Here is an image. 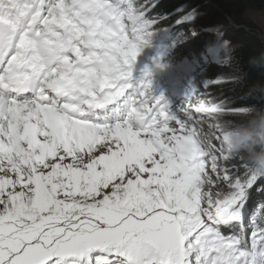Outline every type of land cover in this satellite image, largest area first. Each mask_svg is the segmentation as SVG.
Wrapping results in <instances>:
<instances>
[{"label":"snow or ice","instance_id":"6c2138e0","mask_svg":"<svg viewBox=\"0 0 264 264\" xmlns=\"http://www.w3.org/2000/svg\"><path fill=\"white\" fill-rule=\"evenodd\" d=\"M155 7L0 0V264H264V175L224 148L250 105L135 79Z\"/></svg>","mask_w":264,"mask_h":264},{"label":"trees","instance_id":"16d2710c","mask_svg":"<svg viewBox=\"0 0 264 264\" xmlns=\"http://www.w3.org/2000/svg\"><path fill=\"white\" fill-rule=\"evenodd\" d=\"M209 2L217 4L222 12L233 19L235 24L230 25L226 21L225 15H221ZM155 4L156 7L152 14L166 17L159 22L156 29L168 28L174 35L190 32L191 26L188 23L176 25L175 21L194 8L220 17L224 22H227V28L223 32H213L211 35L209 30L203 31L194 25L197 34L181 45L171 50H163V45H157L153 42L149 47L143 48L139 56L144 58V54L148 55L153 52V56L148 57L149 63L156 62L172 68L194 60L197 54H201L207 46L209 39L215 38L214 40L222 41L223 44L227 41V52L230 53V60L227 63H224V60L212 62L201 70L202 74L213 79L223 77L230 81L211 86V95L216 98H229L237 104L251 105L257 102L250 90L253 85L264 82V67H253L249 60L253 57L259 58L264 54V36H260L259 26L252 20H248L247 14L251 11L264 13V0H155ZM213 54L215 57L214 52ZM225 119L232 118L225 117ZM253 199L262 203L264 202V195L253 191L249 201H253ZM258 206L253 208L254 213Z\"/></svg>","mask_w":264,"mask_h":264},{"label":"rangeland","instance_id":"374dc122","mask_svg":"<svg viewBox=\"0 0 264 264\" xmlns=\"http://www.w3.org/2000/svg\"><path fill=\"white\" fill-rule=\"evenodd\" d=\"M194 9H196V11H197V17H196L194 25L203 29V31L209 30L211 35L213 32H217V29L219 30V32H223L227 28V25H226L227 22L230 25L234 24L233 19L229 16L225 17L227 22H224L220 17H216L215 15L208 13L202 9H198V8H194ZM216 10H218V9H216ZM190 11H192V10H190ZM218 11L220 12L221 15L225 13V12H222L221 8ZM247 15H248V17H247L248 20H252L253 22L256 23V25L259 26L260 36L261 37L264 36V13L262 11H251ZM190 26L192 27V25H190ZM190 36H192V35L191 34H183L179 37V40H177V42L179 43L180 41L186 40ZM214 39L215 38L208 40L207 46H205L204 50H202L201 54L198 56V60H196V62H195L196 64H193L192 68L189 70L190 72H192L196 75L198 74V77H199L198 79H200V81L193 79V77H187L184 74H181L180 72H176L175 74H177V73L178 74L177 75L174 74L175 76L174 75L168 76V75H161L160 74L156 78V80H154L151 83L152 88L156 85V83L158 86L156 88V91H157L162 86H164L165 89H170V88L174 87L176 84L182 83V84H184V86H188V84H190L189 82H191V83L194 82L195 86H198L199 92H203L204 88H205V89H207V92L211 94V86H213L215 84H211L208 87H204V84L208 81H213L216 79H213L211 77L206 76L205 74H202V72H200V70L202 69L203 66H207L212 62H219V61L224 60V52H225L224 44L222 43V41H216ZM213 52L215 53V57H214ZM220 78H223V77H220ZM159 79H162V80H159ZM201 82H202V84H201ZM219 84H221V83H219ZM189 87H186V89H189ZM165 92L166 91H162V89H161L157 93L156 96H161V95L164 96ZM186 100L187 99L182 100L181 103L185 104ZM173 106H174V104H173ZM175 108H176L177 112H179L181 109V108H178L177 106H175ZM175 108L173 110L174 113H176Z\"/></svg>","mask_w":264,"mask_h":264},{"label":"clouds","instance_id":"9594fccd","mask_svg":"<svg viewBox=\"0 0 264 264\" xmlns=\"http://www.w3.org/2000/svg\"><path fill=\"white\" fill-rule=\"evenodd\" d=\"M249 63L264 67V54L251 58ZM250 92L257 102L249 106L242 121L229 128L230 141L224 148L229 154L241 157L249 171L264 175V82L253 85ZM201 140L207 143L208 137L201 136Z\"/></svg>","mask_w":264,"mask_h":264},{"label":"water","instance_id":"95a60500","mask_svg":"<svg viewBox=\"0 0 264 264\" xmlns=\"http://www.w3.org/2000/svg\"><path fill=\"white\" fill-rule=\"evenodd\" d=\"M210 3V2H209ZM211 4V3H210ZM213 7H215V9H218L220 10V8L216 5V4H213Z\"/></svg>","mask_w":264,"mask_h":264},{"label":"bare ground","instance_id":"6f19581e","mask_svg":"<svg viewBox=\"0 0 264 264\" xmlns=\"http://www.w3.org/2000/svg\"><path fill=\"white\" fill-rule=\"evenodd\" d=\"M186 96H187V98H188V97L190 96V94H187ZM187 98H186V99H187ZM182 100H184V99H182ZM182 100H181V101H182ZM181 104H182V106L184 105L183 103H181Z\"/></svg>","mask_w":264,"mask_h":264}]
</instances>
